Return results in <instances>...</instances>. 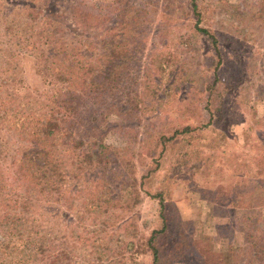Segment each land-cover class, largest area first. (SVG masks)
<instances>
[{
  "label": "trees",
  "instance_id": "16d2710c",
  "mask_svg": "<svg viewBox=\"0 0 264 264\" xmlns=\"http://www.w3.org/2000/svg\"><path fill=\"white\" fill-rule=\"evenodd\" d=\"M155 2L159 12L152 25L128 0L106 26L82 19L74 12L73 0L65 15L70 25L47 6L36 5L24 16L16 12L0 21L10 37L5 61L15 58L17 47L20 54L35 55L44 86L29 90L12 74L14 67L0 69V154L6 158H0V264H135L143 254L149 255L150 264H178L162 240L172 205L167 197L176 185L201 198L203 214L227 219L213 237L218 245L200 255V264H264V228L259 225L264 205L254 208L249 203L255 189L264 192V112L254 106L249 111L246 135L231 154L239 163L231 189L217 183L209 190L196 177L200 167H207L211 152L221 154L218 146L225 142L232 117L228 110L241 101L250 78L242 53L251 52V37L244 38L241 30L255 16L240 20L233 5L221 0L218 6L207 0ZM174 6L182 11L178 14ZM210 8L222 12L220 19H211ZM181 20L190 22L192 31L180 32ZM173 29L177 33L167 34ZM222 42L234 47L226 53ZM155 56L162 60L158 67L152 61ZM205 59L211 62V74L198 79L193 74L207 70ZM5 73L9 85L1 80ZM250 79L249 87L255 86L256 79ZM194 92V107L204 113L201 121H173L161 129L152 123L160 118L154 110L172 116L174 101L182 96L185 104V97ZM118 113L125 117L129 139L152 140L143 147V159L136 155L137 163L132 161L128 170L115 158L109 141L117 124L111 116ZM1 130L14 139L12 145ZM257 130L259 135L251 136L250 131ZM156 173H163V179L151 190L147 183ZM115 174L121 179L113 181ZM127 185L133 196L121 194ZM141 195L157 206L147 235L134 234L111 247L104 229L92 236L86 227L80 229L81 207L95 220L102 209H119L128 216Z\"/></svg>",
  "mask_w": 264,
  "mask_h": 264
},
{
  "label": "rangeland",
  "instance_id": "374dc122",
  "mask_svg": "<svg viewBox=\"0 0 264 264\" xmlns=\"http://www.w3.org/2000/svg\"><path fill=\"white\" fill-rule=\"evenodd\" d=\"M125 1L127 0H73V7L74 12L81 16L82 19L84 18L88 22L99 26H106L112 22L117 9ZM207 1H210L212 5L218 6L217 2L219 0ZM221 2L226 3L227 5H233L231 9L237 10L239 16L241 17V19L239 18L240 20L249 21L250 16H255L253 21L248 22V25L241 30V33L244 38L249 35L251 37L247 46H249L250 49V46L252 45V50L251 52H248L249 54L247 55L242 53V58L244 59V63L245 60L247 61V66L245 68L247 71L246 76L255 78L256 83L255 86L249 87L252 82L249 78L245 83L246 86H244L243 91L239 96L241 97V101L236 103L233 110L232 108L231 110H228L230 111L232 117L229 122L228 135L224 138L225 142H221L218 146V151H220L221 154L217 155L214 153L215 150L214 152H211V157L204 162L207 167L202 168L204 167L202 166L197 171L196 177L198 181L202 180L203 183L207 184L209 190L215 184L217 185V183H221V185L225 186L226 189H231L235 178L233 173L239 166V163L235 160L236 158L231 154H234V151H236L237 147H239L238 144L242 142L243 137L246 135L245 132L248 129V124L251 123V114L249 111H251L254 106L255 111L264 112V98L258 97L260 95H264V91L262 90V86H264V0H221ZM69 3L70 0H0V21L9 20L10 17L13 16L10 14H14L16 12L24 16L29 6L36 5L37 7L47 6V8L50 9L51 14L59 17V20L64 22L66 25H70V18H68V16L65 17L68 9L72 7ZM155 3V0H128L129 5L143 13L146 19L150 21V25L155 22L159 12V8ZM173 9H175L176 12L178 10V14L182 11V7L179 6H174ZM210 9L211 19H214L215 17L220 19L217 15H220L222 12L217 11L216 13L213 8ZM228 15L229 14L227 13V16ZM6 16H8V18H6ZM178 20L180 21L179 16L173 22V24L175 23V26L178 24ZM226 24L227 23L225 22V25ZM2 27L3 21L0 22V41H2L0 44V69L14 67V72H12V74L15 75L16 78L18 77L19 80H22L23 84L29 85V90H31V88L34 90H42L44 86L39 75V60H37L35 55H31L29 53L20 54V49L17 47L15 58H13L10 63L5 61L8 54L7 42L10 37L4 34V29ZM173 30L169 31L167 34L177 33ZM179 31H192L191 23L188 21L182 23L181 20ZM22 40L25 42L24 37ZM221 45L226 53L229 52L233 46L228 42H222ZM152 61L153 64L158 67L162 60L160 56H155L152 57ZM205 63L208 65L206 68L204 67L207 70H197L193 76L198 79L209 77L211 74L209 70L210 68L212 69L211 62L210 60L205 59ZM6 75L7 73L3 74V78L1 80L5 82V84L9 85L11 84V78ZM246 76L243 77L241 83L247 79ZM191 97H195L196 101L192 102V99H190ZM180 98H177L172 104L173 107H175L174 105L177 106V108L173 110L174 114L172 116L166 114L160 116V113L154 110L153 113L158 115L162 119V122L159 118L158 120H153L152 123L161 129V126L166 128L174 123L173 121H175V124L177 125L185 123L194 124L201 121L204 113L194 107V105L198 103L196 93L194 92V94H191L189 97L186 96L185 104L181 102ZM145 103L148 106V102ZM154 114L148 118L153 117ZM111 118H114V122L117 118V124L113 128V134L109 140L112 142L113 146H115V154L117 155L115 158H117V160L119 159V163L122 164V167L125 170L130 168L132 169L133 166L131 165V162L134 161V165L137 163L135 156L140 155V158L143 159V154L145 153H143L145 150L143 147L151 146L152 140L141 138L142 140L138 142L136 140L129 139L127 134L128 127H123L126 126L124 124L125 117L118 113V116H111ZM145 122L148 126L151 125V123L148 122V119H146ZM79 129L76 128V130ZM1 131L5 140L8 141V145H12L14 143V139L11 138V135L7 133L5 134L3 130ZM258 131L260 130L250 131L251 136L257 137L259 135ZM0 158L1 161L6 162V158L3 154H0ZM125 159H129V161H126ZM144 160L146 161V159ZM123 161L126 162L123 163ZM146 163L148 162L146 161ZM209 164H212L211 168H208ZM139 167H141L140 164ZM140 170H142V168H140ZM154 177H157V179H153ZM154 177L149 179V182L147 183L151 190L160 187V181L163 179V173H158V175L156 173ZM117 179L121 178L115 174L113 181ZM129 183L130 181H127L128 185ZM128 185V189L122 190L121 194L127 195L129 193L133 196L130 192H128V190L131 189ZM178 188L179 185L172 188L171 195L167 197L168 201L171 200L172 205L168 208V230L162 240L167 243V250L169 254L179 258L178 264H200L202 262L200 255H202V253H206L209 248L216 247L218 245L216 241H212L219 231L221 232L223 223H226L227 219L224 217L211 218L208 215L203 214L201 198H199L197 194H191L189 190L184 193ZM208 194L210 195L211 193ZM249 203L254 208H261V206L264 205V192L260 189H255L249 198ZM156 207V203L153 199L143 195L140 203L135 205V207L131 210V214L128 216L126 214L122 215L123 211L119 209L109 211L102 209L99 213V217L100 219H104L101 221L102 223H104V221L106 222L104 226H101L102 224L99 217V220H95L94 217L86 214L84 207H81L80 210L83 215V223L80 224V229L83 230V227H86L87 230L85 232L89 236H92V233H96L99 228L104 229L108 235V239L110 240L111 247H114L118 244L119 240H130L133 238L132 236L134 234L144 233L147 235L148 230L155 224L154 220ZM213 225L214 227H212ZM259 225L264 228L263 218L261 222H259ZM107 235L106 242L109 241L107 240ZM236 238L240 240V235ZM100 250L101 248L99 251ZM179 253H181V256H186V259L182 260V258L179 257ZM88 258L90 257H87V259ZM129 264H133V262H129ZM135 264H150L149 255L143 254L138 256V258L135 259Z\"/></svg>",
  "mask_w": 264,
  "mask_h": 264
}]
</instances>
